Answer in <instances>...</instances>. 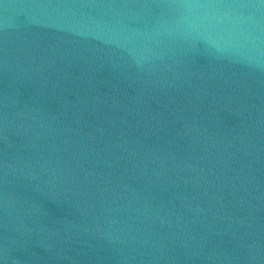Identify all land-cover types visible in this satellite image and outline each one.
<instances>
[{"label": "water", "instance_id": "1", "mask_svg": "<svg viewBox=\"0 0 264 264\" xmlns=\"http://www.w3.org/2000/svg\"><path fill=\"white\" fill-rule=\"evenodd\" d=\"M0 264H264V0H0Z\"/></svg>", "mask_w": 264, "mask_h": 264}]
</instances>
